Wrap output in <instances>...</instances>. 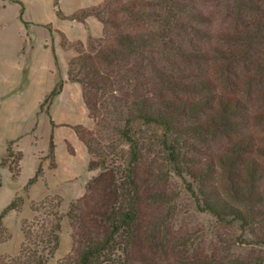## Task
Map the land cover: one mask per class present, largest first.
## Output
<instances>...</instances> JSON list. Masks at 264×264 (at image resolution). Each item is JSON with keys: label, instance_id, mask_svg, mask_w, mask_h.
<instances>
[{"label": "trees", "instance_id": "1", "mask_svg": "<svg viewBox=\"0 0 264 264\" xmlns=\"http://www.w3.org/2000/svg\"><path fill=\"white\" fill-rule=\"evenodd\" d=\"M233 1L229 15H235L239 20L236 22L245 28L224 38L237 48L219 51L212 74L184 82L187 77L175 68L177 62L200 69L210 62L207 54L199 50H185L190 49L187 44L193 37L200 40L204 35L189 22L201 25L206 19L190 2L181 0H160L154 5L157 12L132 11L129 14L134 20H147L151 29L144 33L120 32L112 44L96 49L94 55L80 54L70 59L68 82L81 86L83 102L101 139L103 133L105 138L114 139L104 146L101 139L93 137L94 133L85 132L80 126L74 128L87 148L88 170L101 171L86 184V194L70 204L67 217L72 224L76 255L68 256L62 264H171L153 259L139 262L137 254L144 244L156 246L154 238L160 230L156 223L144 221L142 207L170 202L162 187L172 175L189 178L186 188L192 194L197 191V208L218 221H239L244 227H251L259 218L264 225L263 214L256 212L264 204V192L259 190L264 166L257 159L258 154L264 157V147H259L249 132L250 120L261 122L264 111L249 117L241 90L237 91L238 85L232 79L237 75L232 65L238 59L252 60L255 45L264 40L262 0H258L260 4L255 0ZM16 2L20 5L19 19L26 24L24 5ZM54 7L56 16L63 18L59 0H54ZM90 16L97 17L108 34L112 23L95 7L65 18L82 21ZM259 56L254 65L261 80L264 56ZM257 80L253 86L259 84ZM250 81L247 86H252ZM62 87L60 80L44 101H52ZM200 142L206 147L215 142L221 145L200 161L196 157ZM54 149L51 134L52 167ZM151 154L159 158V163L153 158L143 176L142 162ZM41 174L40 166L24 190ZM151 186L157 189L153 191ZM17 207L14 199L0 214V222ZM55 218L54 225L42 226L38 234L33 233L31 223L24 221L19 257L0 264H46L59 246L60 217L55 214ZM259 241L264 245V236ZM189 264L223 263L193 259Z\"/></svg>", "mask_w": 264, "mask_h": 264}, {"label": "rangeland", "instance_id": "2", "mask_svg": "<svg viewBox=\"0 0 264 264\" xmlns=\"http://www.w3.org/2000/svg\"><path fill=\"white\" fill-rule=\"evenodd\" d=\"M16 1L18 0H0V214L14 199L18 206L14 210H19H10L1 219L0 263L19 257L21 246L24 243L22 230L24 221L31 223L33 233L38 234L42 231V226L48 228L57 222L55 218L57 214L60 217L58 220L60 224L59 246L46 264H62L68 256L75 257L76 255V245L72 239V224L67 217L70 204L86 194V184L91 177L98 175L101 169L93 172L84 185L82 195L77 198L65 199L67 198L66 189L70 185L62 184L60 189L64 191L65 198L60 194H54L39 201H31L32 199L28 198L29 186L26 191L24 188L30 179L28 174L34 164L33 154L37 153L40 163L47 159L50 167H55L51 166L52 154L49 151V139L54 127H63L61 131H69L68 129L72 128L75 132L74 128L80 126L83 131L94 133L93 137L98 140L102 138V135L88 111L90 127L80 124L74 126L66 123L62 118L53 121L51 114L53 101L44 100L62 80L59 78L67 72L70 59L80 54L94 55L96 49L105 44H112L115 35L120 32L144 33L150 30L151 24L149 25L147 20L137 22L129 13L136 12V10L146 13L154 10L157 12L158 8L154 5L160 0H102L95 8L97 13L112 23L107 29L108 34L105 33L101 21L95 16H90L102 24V35L98 37L89 35L84 41L75 40L73 42L61 36L59 34L61 32L54 30L51 24L56 19L54 0H19L27 8L26 16L30 21L26 24L19 19L20 7ZM181 2H190L206 19L201 25L189 22L190 25L200 28L204 35L200 40L193 37L192 42L187 44L190 49L185 50H199L207 54L210 61L201 66V69L177 62L175 68L183 72L184 77H187L186 80L183 78L184 82H188L196 79L198 75L212 74L219 51L227 52L228 49L237 48L224 38L228 39L232 34L241 31L244 26L236 22L239 20L235 15H229V7L234 3L233 0H181ZM255 2L260 4L258 0ZM261 5V17L264 18V0ZM123 7L128 10L124 11ZM65 17L63 15L60 19H66ZM84 21L85 19L80 22L84 23ZM255 46L256 50L252 52V60L238 59L232 65V69L237 73L232 79L238 85L237 91L241 90L238 93L244 98L249 117L264 111V78L259 79L254 65V61L256 62L260 54L264 56V40ZM219 47L222 49H217ZM252 78H254L253 82L256 79H258L257 82L260 81L257 86H253V82L250 81ZM249 81L252 86H247ZM217 89L222 88L217 86ZM250 124L249 132L255 137V143L259 147H264V120L261 122L250 120ZM75 134L77 135L76 132ZM103 138L100 142L104 146L114 139L113 137L105 138L104 133ZM220 145L215 142L207 144L208 147H206L203 142H200L201 149L196 156L197 159L204 161L207 155L218 151ZM67 146L72 151L71 147ZM43 151L46 154H43ZM22 153L24 154V168L22 173H19ZM94 158L98 160L99 156ZM153 158L159 163V158L151 154L142 162L143 176L146 175L148 163ZM257 159L264 166V157L258 154ZM59 161L62 165L66 163L61 156ZM6 167L11 172V177ZM16 173L18 175L16 179H13L12 175ZM45 176L48 182L54 181V177L49 172H46ZM188 180L189 178L183 180L173 175L170 176L168 182L162 187V190L169 194L170 202L166 205L149 203L143 205L144 221L156 223L160 226V230L154 238L156 246L151 248L144 244L139 247L138 261L153 259L159 263L189 264L193 259H199L204 262L212 261L223 264L263 263L264 245L259 241L264 236L263 221L256 218V222L251 227H244L239 221L233 223L218 221L213 215L197 208L195 195L197 191L192 194L187 190ZM44 187V183H38L33 191V197L39 198L40 191ZM151 188L153 191L157 189L154 186ZM259 190L264 192V181L260 182ZM15 194H17L16 198H14ZM259 208L260 210L256 212L264 216V204ZM74 229L77 231V228Z\"/></svg>", "mask_w": 264, "mask_h": 264}, {"label": "crops", "instance_id": "3", "mask_svg": "<svg viewBox=\"0 0 264 264\" xmlns=\"http://www.w3.org/2000/svg\"><path fill=\"white\" fill-rule=\"evenodd\" d=\"M19 1V0H18ZM102 0H59L61 12L64 16H69L81 9L95 7ZM22 2V1H21ZM23 3V2H22ZM24 5V21L28 20L26 16V6ZM20 7V5H19ZM20 11V9H19ZM38 24V23H37ZM54 30H58L64 34L68 41L73 42L75 40L84 41L91 36H101L103 32L102 24L94 17H88L85 19L84 23L77 20L60 19L56 16V19L51 23ZM68 72V68H67ZM67 72L64 73L59 79L63 81V87L61 92L52 99L51 114L52 120L62 118L66 123L71 125H83L85 127H90L89 118L86 106L83 102L81 87L77 83H70L67 80ZM75 108V110H74ZM67 114H63L65 112ZM57 125V123H56ZM63 128V127H62ZM61 127L53 128V142H54V154H55V167L51 168L47 159H44L40 163V158L37 153L33 154L35 157L34 164L30 169L28 174L29 178H32L36 174L40 164L42 167V174L38 180L29 186L28 188V198L31 201H39L48 195L60 194L63 198L64 191L60 189L62 184H68L70 187L66 189L67 198L72 199L77 198L82 195L84 191V185L87 183L93 172L88 170L89 155L86 146L77 137L74 130L69 128V131H61ZM69 145L71 147L70 151L68 149ZM33 150V149H32ZM46 151V150H45ZM43 151V154H46ZM34 150L32 151V153ZM62 157L66 160L63 165L60 163L59 158ZM24 154L19 163V173H22L24 168ZM7 168V167H6ZM8 169V168H7ZM46 172L50 173L54 177L53 182H48L45 176ZM8 173L11 177V172L8 169ZM16 179V178H15ZM44 183V189L40 191L39 198L33 197V191L38 183ZM55 182V183H54ZM55 185V186H54ZM15 194L14 198H16ZM69 196V197H68ZM30 201V202H31ZM19 211V210H11Z\"/></svg>", "mask_w": 264, "mask_h": 264}]
</instances>
